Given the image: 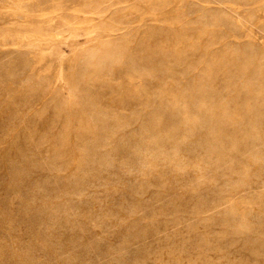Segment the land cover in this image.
<instances>
[{"label":"rangeland","instance_id":"1","mask_svg":"<svg viewBox=\"0 0 264 264\" xmlns=\"http://www.w3.org/2000/svg\"><path fill=\"white\" fill-rule=\"evenodd\" d=\"M262 54L264 0H0V264H264Z\"/></svg>","mask_w":264,"mask_h":264},{"label":"bare ground","instance_id":"2","mask_svg":"<svg viewBox=\"0 0 264 264\" xmlns=\"http://www.w3.org/2000/svg\"><path fill=\"white\" fill-rule=\"evenodd\" d=\"M123 2V1H122ZM235 2V1H234ZM138 5H140V4H138ZM164 5V4H163ZM128 7V6H127ZM160 8H162V7H160ZM213 11V10H212ZM119 12V11H118ZM209 12V11H208ZM58 13V12H57ZM201 17V16H200ZM204 18H205V16H204ZM192 22V21H191ZM199 22V21H198ZM198 22H197V24H198ZM205 23V22H204ZM196 24V23H195ZM120 25V24H119ZM185 25H186V23H185ZM202 26V25H201ZM206 27V26H205ZM210 28V27H209ZM119 29V28H118ZM187 30H188V28H187ZM184 31V30H183ZM231 31V30H230ZM236 31V30H235ZM213 32V31H212ZM252 33V32H251ZM150 34V33H149ZM212 34V33H211ZM151 35V34H150ZM203 36V35H202ZM215 36V35H214ZM201 37V36H200ZM227 37V36H226ZM75 38V37H74ZM226 39V38H225ZM141 40V39H140ZM145 40V39H144ZM198 40H200L199 39V37H198ZM212 43V42H211ZM219 43H220V41H219ZM132 44V43H131ZM138 44V43H137ZM215 45V44H214ZM140 46V45H139ZM226 46H228V43H227V45ZM231 46V45H230ZM244 46V45H243ZM246 46V45H245ZM194 48V47H193ZM230 48V47H229ZM239 48V47H238ZM251 48V47H250ZM146 49V48H145ZM187 49V48H186ZM198 49V48H197ZM225 49V48H224ZM248 49V50H247ZM246 49V53L249 51V48H247ZM254 49V48H253ZM151 50V52H152V49H150ZM240 50V49H239ZM239 50H238V52H239ZM243 50V49H242ZM257 50V49H256ZM189 51V50H188ZM254 50H252V52H253ZM192 52V51H191ZM216 52V51H215ZM235 52V51H234ZM249 52H251V51H249ZM251 52V53H252ZM183 53V52H182ZM254 53H256V51L255 52H253V54ZM92 54V53H91ZM184 54V53H183ZM226 54V53H225ZM249 56H250V54L249 53H247ZM246 54V55H247ZM257 54H258V52L256 53V56H257ZM261 54V53H260ZM89 55V54H88ZM177 55V54H176ZM222 55V54H221ZM252 55V54H251ZM263 55V54H262ZM93 56H94V54H93ZM264 56V55H263ZM85 57H87V55L85 56ZM91 57V56H90ZM251 57V56H250ZM250 57H248V58H250ZM96 57H94V59H95ZM137 58V57H136ZM231 58V57H230ZM253 58V57H252ZM251 58V59H252ZM86 59V58H85ZM103 59V58H102ZM108 59V58H107ZM221 59V58H220ZM254 59V58H253ZM253 59H252V61H253ZM98 60V59H97ZM99 60H100V58H99ZM132 60V59H131ZM137 60V59H136ZM248 60V59H247ZM139 60H137V62H138ZM210 61H211V59H210ZM214 61V60H213ZM250 61V60H249ZM103 62V61H102ZM132 62L134 63V61L132 60ZM230 62V61H229ZM251 62V61H250ZM254 62V61H253ZM252 62V63H253ZM97 63V62H96ZM136 63V62H135ZM139 63V62H138ZM249 63V62H248ZM205 64V63H204ZM137 65H139V66H141L140 64H135V66H136V68H139ZM215 65V64H214ZM252 65V64H251ZM250 65V66H251ZM255 66V65H254ZM133 67V66H132ZM203 67V66H202ZM205 67V66H204ZM247 68V67H246ZM250 68V67H249ZM133 69V68H132ZM134 69H135V67H134ZM202 69V68H201ZM235 69V68H234ZM257 69H259V68H257ZM242 70V69H241ZM252 70H254V69H252ZM202 72V71H201ZM253 72H255V70L253 71ZM260 72V71H259ZM258 72V73H259ZM206 73V72H205ZM220 73V72H219ZM235 73V72H234ZM250 73H252V71L250 72ZM261 73V72H260ZM263 73H264V71H263ZM218 74V73H217ZM217 74H216V76H217ZM246 74V73H245ZM200 75V74H199ZM248 75V74H247ZM254 75V74H253ZM259 75V74H258ZM262 74H260V76H261ZM141 76V75H140ZM234 76V75H233ZM237 76V75H236ZM252 76V75H251ZM254 76H256V75H254ZM263 76V75H262ZM211 77H212V75H211ZM259 77V76H258ZM256 79V78H255ZM254 79V80H255ZM261 79V78H260ZM259 79V80H260ZM264 79V78H263ZM208 80V79H207ZM197 81V80H196ZM256 81V80H255ZM257 81H258V79H257ZM257 81H256V83H257ZM231 82V81H230ZM244 82V81H243ZM260 82H262V81H260ZM259 83V82H258ZM263 84H264V81L262 82ZM261 83V84H262ZM198 84V83H197ZM193 85V84H192ZM243 85V84H242ZM241 85V86H242ZM188 86V85H187ZM197 86V85H196ZM201 86V85H200ZM91 87V86H90ZM212 87V86H211ZM198 88V87H197ZM210 88V87H209ZM217 88V87H216ZM236 88V87H235ZM211 89V88H210ZM213 89V88H212ZM227 89V88H226ZM197 90V89H196ZM247 90H248V88H247ZM259 90V89H258ZM263 91H264V89H263ZM90 92V91H89ZM140 92V91H139ZM146 92V91H145ZM255 93V92H254ZM213 94V93H212ZM236 95V94H235ZM211 96V95H210ZM238 96V95H237ZM199 97V96H198ZM256 98V97H255ZM204 99H205V97H204ZM233 99V98H232ZM238 99V98H237ZM257 99V98H256ZM96 100V102L98 101L97 99H95ZM75 101V100H74ZM202 101V100H201ZM89 102V101H88ZM87 102V103H88ZM129 102V101H128ZM199 102V101H198ZM205 102V101H204ZM89 104V103H88ZM92 104H94V102L92 103ZM198 104V103H197ZM262 104V103H261ZM96 105V104H95ZM94 105V106H95ZM102 105H103V103H102ZM101 105V106H102ZM94 106H92L93 107V109L95 108ZM97 106V105H96ZM107 106V105H106ZM103 107H104V105H103ZM108 108H109V106H107ZM168 107V106H167ZM194 107V106H193ZM229 107V106H228ZM96 108H98V107H96ZM105 108V107H104ZM252 108V107H251ZM100 109V108H99ZM106 109V108H105ZM198 109V108H197ZM256 109V108H255ZM97 110V112L99 111L98 109H96ZM104 110V109H103ZM167 110V109H166ZM91 111V110H90ZM94 111V110H93ZM92 111V112H93ZM106 111V110H105ZM154 111H156V110H154ZM101 112V111H100ZM106 112H108V111H106ZM92 114V113H91ZM90 114V115H91ZM97 114V113H96ZM104 114V113H103ZM115 114V113H114ZM156 114V113H155ZM160 114V113H159ZM100 115H102V114H100ZM104 115H106V114H104ZM116 115V114H115ZM147 115V114H146ZM149 115V114H148ZM226 115V114H225ZM228 115V114H227ZM257 115V114H256ZM92 116H93V114H92ZM98 116V115H97ZM203 116H204V114H203ZM101 117V116H100ZM105 117V116H104ZM179 117V116H178ZM86 118V117H85ZM93 118V117H92ZM102 118V117H101ZM174 118V117H173ZM68 119V118H67ZM88 119V118H87ZM96 119H97V117H96ZM156 119H158V118H156ZM155 119V120H156ZM161 119V118H160ZM172 119V118H171ZM209 119V118H208ZM84 120V119H83ZM102 120V119H101ZM109 120V119H108ZM89 121H90V119H89ZM93 121V120H92ZM91 121V122H92ZM201 121V120H200ZM203 121V120H202ZM260 121V120H259ZM70 122V121H69ZM147 122V121H146ZM178 122V121H177ZM207 122V121H206ZM93 123V122H92ZM145 123V122H144ZM148 123V122H147ZM167 123V122H166ZM204 123V122H203ZM208 123V122H207ZM217 123V122H216ZM66 124H68V123H66ZM101 124V123H100ZM228 124V123H227ZM157 125V124H156ZM158 125H161V124H158ZM206 125V124H205ZM68 126V125H67ZM103 126V125H102ZM66 127V126H65ZM79 127V126H78ZM88 127V126H87ZM123 127V126H122ZM170 127V126H169ZM176 128V127H175ZM145 129V128H144ZM148 129V128H147ZM172 129V128H171ZM170 129V130H171ZM69 130V129H68ZM177 130V129H176ZM217 130V129H216ZM105 131V130H104ZM162 131V130H161ZM206 131V130H205ZM65 133V132H64ZM112 133V132H111ZM170 133V132H169ZM184 133V132H183ZM216 133V132H215ZM76 134V133H75ZM164 134H166V133H164ZM168 134V133H167ZM264 134V133H263ZM65 135V134H64ZM105 135V134H104ZM178 135V134H177ZM214 135V134H213ZM78 136V135H77ZM81 137V136H80ZM104 137V136H103ZM65 138V137H64ZM106 138V137H105ZM66 139V138H65ZM81 139V138H80ZM108 139V138H107ZM111 139H112V137H111ZM100 140V139H99ZM169 140V139H168ZM208 140V139H207ZM212 141V140H211ZM210 141V142H211ZM228 141V140H227ZM241 141V140H240ZM81 142V141H80ZM106 142V141H105ZM155 142V141H154ZM210 142H208V143H210ZM236 142V141H235ZM85 143V142H84ZM142 143V142H141ZM160 143V142H159ZM232 143V142H231ZM109 144V143H108ZM114 144V143H113ZM130 144V143H129ZM155 144V143H154ZM111 145V144H110ZM156 145V144H155ZM213 145V144H212ZM214 145H215V143H214ZM245 145V144H244ZM255 145V144H254ZM59 146V145H58ZM66 147H67V145H65ZM86 146H88V144L86 145ZM106 146V145H105ZM141 146V145H140ZM194 146V145H193ZM205 146V145H204ZM64 147V146H63ZM62 147V149H64ZM84 147V146H83ZM102 147V146H101ZM104 147V146H103ZM109 147V146H108ZM125 147V146H124ZM127 147V146H126ZM132 147V146H131ZM137 147V146H136ZM144 147V146H143ZM190 147H192V146H190ZM213 147V146H212ZM247 147V146H246ZM80 148V147H79ZM88 148H89V146H88ZM91 148V147H90ZM89 148V149H90ZM99 148V147H98ZM145 148V147H144ZM214 148V147H213ZM215 148H217V146L215 147ZM84 149H85V147H84ZM83 149V150H84ZM119 149V148H118ZM125 149V148H124ZM82 150V149H81ZM219 150H221L220 149V147H219ZM231 150V149H230ZM245 150V149H244ZM256 150V149H255ZM86 151H87V149H86ZM90 151V150H89ZM212 151V150H211ZM228 151V150H227ZM250 151V153H252V151L251 150H249ZM249 151L247 152L248 154H249ZM91 152H92V150H91ZM158 152V151H157ZM157 152H155V153H157ZM177 152V151H176ZM192 152H193V150H192ZM195 152V151H194ZM243 152V151H242ZM246 152V151H245ZM244 152V153H245ZM59 153V152H58ZM62 153V152H61ZM109 153V152H108ZM124 153V152H123ZM191 153V152H190ZM211 153V152H210ZM84 154H85V152H84ZM89 154V153H88ZM195 154V153H194ZM241 154V153H240ZM253 154H254V152H253ZM255 154H256V152H255ZM258 154V153H257ZM56 155V154H55ZM140 155V154H139ZM151 155V154H150ZM154 155V154H153ZM152 155V156H153ZM211 155V154H210ZM58 156V155H57ZM214 156V155H213ZM244 156V155H243ZM254 156V155H253ZM62 157H63V155H62ZM84 157V156H83ZM94 157V156H93ZM106 157V156H105ZM135 157H136V155H135ZM226 157V156H225ZM252 157V156H251ZM57 158V157H56ZM59 158V157H58ZM138 158V157H137ZM143 158V157H142ZM211 158V157H210ZM229 158V157H228ZM234 158H236V157H234ZM60 159V158H59ZM115 159H116V157H115ZM168 159V158H167ZM219 159V158H218ZM232 159V158H231ZM216 160V159H215ZM224 160V159H223ZM233 160V159H232ZM242 160V159H241ZM263 160V159H262ZM126 161V160H125ZM229 161V160H228ZM258 161V160H257ZM130 162V161H129ZM221 162V161H220ZM126 163V162H125ZM80 164V163H79ZM111 164V163H110ZM124 164V163H123ZM132 165V164H131ZM161 166V165H160ZM159 166V167H160ZM227 166V165H226ZM112 167H113V165H112ZM231 168V167H230ZM230 170V169H229ZM83 171V170H82ZM132 171V170H131ZM218 171V170H217ZM226 171V170H225ZM240 172V171H239ZM244 172V171H243ZM249 173V172H248ZM258 173V172H257ZM207 174V173H206ZM241 174V173H240ZM241 182V181H240ZM239 185V184H238ZM229 187H231V185L229 186ZM234 187H236V186H234ZM229 189V188H228ZM218 203V202H217ZM228 203V202H227ZM232 204V203H231ZM230 204V205H231ZM227 206V205H226ZM231 207V206H230ZM217 208V207H216ZM226 209V208H225ZM231 210V209H230ZM233 210H234V208H233ZM236 211V210H235ZM215 212V211H214ZM229 213H230V211H229ZM233 214V213H232ZM224 215V214H223ZM239 216V215H238ZM254 217V216H253ZM246 218V217H245ZM255 219V218H254ZM258 219V218H257ZM237 221V220H236ZM243 225V224H242ZM248 226V225H247ZM246 226V227H247ZM241 227V226H240ZM246 230V229H245ZM238 232V231H237ZM258 239V238H257Z\"/></svg>","mask_w":264,"mask_h":264}]
</instances>
